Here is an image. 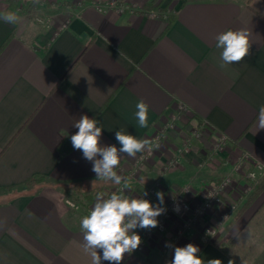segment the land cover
<instances>
[{
  "label": "crops",
  "instance_id": "crops-1",
  "mask_svg": "<svg viewBox=\"0 0 264 264\" xmlns=\"http://www.w3.org/2000/svg\"><path fill=\"white\" fill-rule=\"evenodd\" d=\"M109 1L35 0L29 10L0 0V12L18 16L14 24L0 20V264H91L80 222L95 203L90 193L105 194L113 183L98 179L72 147L82 115L99 121L102 145L119 148L116 131L151 142L159 135L140 186L189 182L199 190L242 152L264 165V130L256 128L264 106V0H116L122 11L96 8ZM241 28L251 34L250 55L221 68L216 37ZM140 101L149 107L147 128L135 118ZM194 127L205 138L190 139L179 166L161 173ZM222 134V165H201L210 154L206 137ZM136 156H124L117 172ZM170 222L162 236L172 239L168 252L155 239L122 264H170L174 247L189 243L205 262L264 264L261 194L210 241L193 229L174 236Z\"/></svg>",
  "mask_w": 264,
  "mask_h": 264
},
{
  "label": "clouds",
  "instance_id": "clouds-1",
  "mask_svg": "<svg viewBox=\"0 0 264 264\" xmlns=\"http://www.w3.org/2000/svg\"><path fill=\"white\" fill-rule=\"evenodd\" d=\"M0 20L14 24L18 16L14 12H0ZM251 34L245 29L227 30L216 37V47L221 49L220 67L225 68L234 63H241L250 55ZM135 118L141 128L148 127V105L140 101L136 104ZM99 121L82 115L73 127L78 131L71 136L74 150H79L83 158L92 163V171L97 178L120 185L123 177L118 174L121 159L124 156L135 157L145 150L159 148L148 139H137L134 135L123 131H116L115 139L120 147L115 145H102V127ZM257 131L264 130V106L258 111L256 121ZM147 195L146 192L143 193ZM158 204L144 198H136L121 192H112L110 195L97 193L94 206L90 213L80 222L83 233L82 250L90 256L91 264H122L126 254L130 255L142 243L140 235L135 231L139 229H154L159 225L157 217L164 214V193H156ZM166 247H172L166 244ZM102 251V255L98 254ZM198 246L189 243L183 247H174V256L170 264H222L219 259L205 260L198 255ZM228 264H233L229 260Z\"/></svg>",
  "mask_w": 264,
  "mask_h": 264
},
{
  "label": "rangeland",
  "instance_id": "rangeland-1",
  "mask_svg": "<svg viewBox=\"0 0 264 264\" xmlns=\"http://www.w3.org/2000/svg\"><path fill=\"white\" fill-rule=\"evenodd\" d=\"M6 3L8 4V6H12V5H16L18 2L21 5V7L23 8L25 6L30 9L34 8V6H36L37 2L35 3V0H30L29 3L25 4V2H27L28 0H5ZM34 6H31L33 5ZM23 4V5H22ZM48 18V17H47ZM44 19V18H40L39 20L42 22L47 23L48 20ZM186 108V107H185ZM185 111V110H184ZM183 112V111H182ZM175 125L173 122L170 123L169 127L173 128ZM197 126V125H196ZM198 127V126H197ZM197 127H194L193 130L190 131V135H188L187 137L185 136L183 138V141H181V145L177 148L178 149V155L176 157H172L169 160H166L164 162V164L162 165V167L160 168V172L161 173H171V171H174V169L179 166V161L181 159V153L190 148L189 140L191 139H195V141L199 142V140H203V137L205 138L204 134V129H198ZM194 133V135H193ZM225 136V134H222L220 136ZM218 136V138L220 137ZM208 144V150H209V155L207 156H203V159L200 160L201 165H206V167H209V169H218V167H220L223 163V160L225 158L220 159L219 156H217V154L219 152H222L226 149V147H221L219 149L215 148V139H209L208 137H206ZM227 139V137H226ZM196 142V143H197ZM205 142V141H204ZM158 143V142H157ZM196 143H194V147L197 148ZM227 145V144H226ZM179 150H181V152H179ZM147 150H145L143 153H138V155L136 156L135 160L131 163V165L128 168H120L118 170V174H120L124 179L122 181V183L120 185H116V184H112V186L109 187V189L107 190V192L105 193V195H110L112 192H121L123 191L125 194L128 195H132L134 197L137 198V195L140 194V192L144 189L150 188V187H154L157 189L162 190V192L164 193V204L163 206L168 203L170 200H172L173 196L175 195H179L181 193H183V191H187L188 193L186 195H184V198L186 200H190L191 201V205L193 207L198 206L199 204H201L203 202V200L205 199V196L207 195V192L209 191V189L211 187H215L217 186L219 183H221L224 179H230V186L235 184V186H231L232 190L226 191V189L224 188L221 194L222 200H223V205L222 206H213V208H210L205 215L203 216H197L194 217V215L192 213H189V217H191L193 219L192 222V228L190 230H187V232H192L191 230H195L196 233L198 234H202L205 232L206 229L208 228H212L215 229L216 233H214V236H212V239H215L224 229H226L227 227H229L230 222L235 219L239 213L241 212V208L244 205L245 201L254 193V190L256 188V186L258 184H260L261 180L264 178V176L262 178H260L259 180H251V178H249L248 171L249 170H253L255 169V164L259 163L263 166L264 169V165L258 161H256L255 159H253V157L248 153V152H242V154L238 155L236 157V159L234 160H230V169L227 172H222L220 173V175L218 177H214L213 179H205L204 177V181H202L199 185V190H196V188H194L192 183H173L170 186H168L167 188H162L159 186H156V184L154 185H147L146 186H140L138 183L137 178H139L141 176L142 173L144 172H149L150 168H151V161L154 158V148L151 149V152L149 154H147L146 152ZM145 153V154H144ZM142 154H144V156H141ZM214 155L216 157H214ZM245 155V157H244ZM141 158V159H140ZM240 160V167L239 170H236L234 166H236L238 164V161ZM209 164V165H207ZM211 165V166H210ZM173 175V174H172ZM195 175H197L196 173H194V177ZM239 185H243L242 187H239ZM101 190H97L95 192L90 193V196L95 198L97 193H100ZM262 197H264V191L263 194L262 192L260 193ZM232 198V199H231ZM239 198H243L244 202L240 201ZM230 200H234L238 207L236 209H234L232 214H229L230 216L227 217L225 216L226 213H228V210L230 209ZM254 202V201H253ZM154 205L156 203L159 202H152ZM94 204H92L91 206H89V208L93 207ZM88 208V210H89ZM170 220H173L174 225L176 224L175 227V231H174V236H183L179 235V232L184 231V226L182 224V222L179 219H175V218H171L166 222V231L168 230L169 226H170ZM145 230V229H144ZM154 240L157 238L158 240L162 239L161 236H154ZM161 237V238H159ZM169 237V236H168ZM166 237L165 239H162L161 242L163 243V240H172L170 238ZM173 237V236H171ZM211 239V240H212ZM160 242V243H161ZM172 242V241H171ZM161 243V245H162Z\"/></svg>",
  "mask_w": 264,
  "mask_h": 264
},
{
  "label": "built area",
  "instance_id": "built-area-1",
  "mask_svg": "<svg viewBox=\"0 0 264 264\" xmlns=\"http://www.w3.org/2000/svg\"><path fill=\"white\" fill-rule=\"evenodd\" d=\"M96 8L99 11H105L107 9H117L118 11H122L123 7H121L120 5H118L116 0H112L109 1L105 4H101L100 2L96 3ZM186 108L184 105H178V110L179 111H184ZM158 137L159 135L157 134L155 136V140L153 141V144H157L158 142ZM215 148L219 149V148H223L226 147L227 144V139L226 137L220 136L219 138L215 139ZM147 154H149L151 152V150H147L146 151ZM179 152H181V150H179ZM145 154V153H144ZM144 154H142L141 156H144ZM245 157V155H244ZM141 159V158H140ZM240 160L238 161V164L235 167L236 170H239L240 167ZM249 178H251V180H259L260 178H262L264 176V169L263 166L259 163L255 164V169H253L252 171L249 170L248 174ZM231 186H235V184L231 185ZM230 186V179H224L221 183H219L217 186L215 187H211L209 189V191L207 192V195L205 196V199L203 200V202L201 204H199L196 207H193L191 205V201L190 200H186L184 198V195H186L188 192L185 190L183 191V193L179 194V195H175L173 196L172 200H170L168 203H166L163 207L166 209V212L162 215H160L159 217H157L158 221H159V225L154 228V229H145L144 232L140 235L141 239H142V243L139 246V248L137 250H135L133 253L135 252H143L145 251L146 248V243L154 240V236H163V234L166 232V222L171 219V218H177L179 219L183 226H184V231L182 233V231L179 232V235H182L184 233L187 232V230H190L192 228V222L193 219L191 217H189V213H192L194 215V217L197 216H203L206 214V212L210 209L213 208V206H222L223 205V200L221 197L222 191L225 188L226 191L232 190ZM243 185H239V187H242ZM158 191H161L160 189L154 188V187H150L147 189H144L140 192L139 195H137V198H144L147 199L151 202H159L156 196V193ZM146 192L147 195L144 196L143 193ZM232 199V198H231ZM240 201L244 202L243 198H239ZM67 204L74 208V209H78L79 205L71 202V201H67ZM158 204V203H156ZM238 207L237 203L234 200H230V209L228 210V213L225 214V216L229 217V214H232L234 211V209H236ZM92 207L89 208L88 210V214L90 213ZM216 230L212 229V228H208L205 230L204 233L201 234L202 236V240L204 241H210L212 239V236H214V233ZM159 237V238H161ZM157 239V238H156ZM166 244H172L171 241L168 240H163V243L161 245L162 247V251H164L165 253L168 252V250L170 249V247H166Z\"/></svg>",
  "mask_w": 264,
  "mask_h": 264
},
{
  "label": "trees",
  "instance_id": "trees-1",
  "mask_svg": "<svg viewBox=\"0 0 264 264\" xmlns=\"http://www.w3.org/2000/svg\"><path fill=\"white\" fill-rule=\"evenodd\" d=\"M201 125L199 120L197 119V126ZM68 148H66L64 151H67ZM264 189V178L261 180L260 184H258L254 190V193L245 201L244 205L241 208V211L245 209L247 206L253 203V201L260 195V193Z\"/></svg>",
  "mask_w": 264,
  "mask_h": 264
}]
</instances>
